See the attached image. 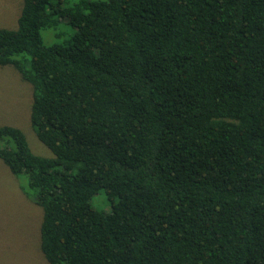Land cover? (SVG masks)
Masks as SVG:
<instances>
[{"label":"trees","instance_id":"trees-1","mask_svg":"<svg viewBox=\"0 0 264 264\" xmlns=\"http://www.w3.org/2000/svg\"><path fill=\"white\" fill-rule=\"evenodd\" d=\"M0 65L53 153L0 125L50 264H264V0H22Z\"/></svg>","mask_w":264,"mask_h":264},{"label":"rangeland","instance_id":"rangeland-1","mask_svg":"<svg viewBox=\"0 0 264 264\" xmlns=\"http://www.w3.org/2000/svg\"><path fill=\"white\" fill-rule=\"evenodd\" d=\"M21 7L22 0H0V26L15 27ZM73 31L72 27L64 28L60 21L55 30L43 29L42 37L44 43L50 45ZM31 103V84L14 66L0 65V125L20 127L34 152L51 156V149L31 126ZM26 192L21 178L14 175L0 158V264H50L40 248L43 210ZM102 199H107L104 190L93 197L92 203L98 208H107V201Z\"/></svg>","mask_w":264,"mask_h":264}]
</instances>
